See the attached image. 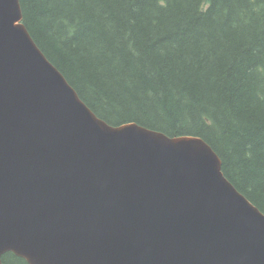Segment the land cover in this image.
<instances>
[{"label": "water", "instance_id": "1", "mask_svg": "<svg viewBox=\"0 0 264 264\" xmlns=\"http://www.w3.org/2000/svg\"><path fill=\"white\" fill-rule=\"evenodd\" d=\"M264 264V213L198 137L111 126L0 0V264Z\"/></svg>", "mask_w": 264, "mask_h": 264}, {"label": "trees", "instance_id": "2", "mask_svg": "<svg viewBox=\"0 0 264 264\" xmlns=\"http://www.w3.org/2000/svg\"><path fill=\"white\" fill-rule=\"evenodd\" d=\"M20 3L38 47L100 119L203 139L264 213V0Z\"/></svg>", "mask_w": 264, "mask_h": 264}, {"label": "flooded vegetation", "instance_id": "3", "mask_svg": "<svg viewBox=\"0 0 264 264\" xmlns=\"http://www.w3.org/2000/svg\"><path fill=\"white\" fill-rule=\"evenodd\" d=\"M2 260L5 264H19V260H23L24 262H26L25 259L13 254V253H7V254L3 255Z\"/></svg>", "mask_w": 264, "mask_h": 264}]
</instances>
